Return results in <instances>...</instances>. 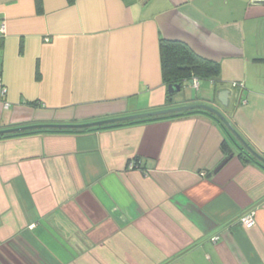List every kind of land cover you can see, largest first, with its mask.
<instances>
[{
  "label": "crops",
  "instance_id": "obj_1",
  "mask_svg": "<svg viewBox=\"0 0 264 264\" xmlns=\"http://www.w3.org/2000/svg\"><path fill=\"white\" fill-rule=\"evenodd\" d=\"M3 25L0 129L208 103L264 152V0H0ZM161 38L220 75L169 99ZM240 153L202 113L0 138V264H264V164Z\"/></svg>",
  "mask_w": 264,
  "mask_h": 264
},
{
  "label": "water",
  "instance_id": "obj_2",
  "mask_svg": "<svg viewBox=\"0 0 264 264\" xmlns=\"http://www.w3.org/2000/svg\"><path fill=\"white\" fill-rule=\"evenodd\" d=\"M194 81L195 79L190 80V82H194ZM167 87H168V93L173 96L178 92L182 91L184 86L182 82H177V83H170ZM229 97H230V90L224 89L219 92L218 99L223 107L229 106L230 104ZM194 110H198V112L206 115H209L210 113L215 114L216 118L211 115L209 116L215 118L218 121H221L225 125V127H227L231 141L239 148V150L242 151L243 147H245L249 152H251V154L256 156L260 161L264 163V152L256 150L246 141V139L236 129V127L232 124V122L229 120V118L226 116V114L223 112V110L220 107L208 103H194V104H188L182 106H174L169 108L152 110L148 112H142L138 114H129L124 116L104 118L95 121L81 122V123L42 122V123L26 124V125L0 129V135L14 134L19 132L33 131V130H42V129L84 130L88 128H95L101 126L122 125L126 122H130V123L145 122L146 120L155 119L161 116H168V115L180 116L183 115L186 111H188L190 114H193L196 113V111ZM227 161L228 159L224 160V162H222V164H220V166L216 168V171L221 169L226 164Z\"/></svg>",
  "mask_w": 264,
  "mask_h": 264
},
{
  "label": "trees",
  "instance_id": "obj_3",
  "mask_svg": "<svg viewBox=\"0 0 264 264\" xmlns=\"http://www.w3.org/2000/svg\"><path fill=\"white\" fill-rule=\"evenodd\" d=\"M160 55H161V68H162L163 81L167 86L170 83H177V82H182L184 86L185 83L187 81H190L191 79L215 80L216 77L219 76L221 72V65L218 61L203 57L202 55L198 54L189 44L181 40L161 38L160 39ZM171 97L172 95L168 94V98L170 99ZM170 105H171V102L167 103L164 106V108H169ZM194 111H196V113H200L198 112V110H194ZM187 114H190V113L186 111L183 115H187ZM209 115L216 118V115L213 113H210ZM173 117H178V116L176 115L161 116L155 119L146 120L145 122L173 118ZM219 122L223 125L224 128L227 129V127H225V125L221 121ZM129 124H133V123L126 122L122 125H129ZM113 126H119V125L101 126V127H95V128H88L84 130L42 129V130H33V131H27V132H19V133H14V134H3V135H0V138L27 135L31 133L44 132V131L85 132V131L99 130V129L113 127ZM222 147L224 149H229V145L226 140L222 144ZM240 152H241L240 156L244 157V154H245L250 159L256 162H259L261 164H264L256 156L251 154V152H249L245 147H243L242 151Z\"/></svg>",
  "mask_w": 264,
  "mask_h": 264
},
{
  "label": "built area",
  "instance_id": "obj_4",
  "mask_svg": "<svg viewBox=\"0 0 264 264\" xmlns=\"http://www.w3.org/2000/svg\"><path fill=\"white\" fill-rule=\"evenodd\" d=\"M0 31H5V26L3 25L0 29ZM198 83V81H196ZM198 85V84H197ZM235 87H244L241 82L236 81L234 82ZM8 93L7 86L2 82L0 78V97L4 98ZM240 223L244 225L246 228H253L257 223V210L251 209L244 214H242L239 218ZM215 241L218 240V236H215L213 238Z\"/></svg>",
  "mask_w": 264,
  "mask_h": 264
},
{
  "label": "rangeland",
  "instance_id": "obj_5",
  "mask_svg": "<svg viewBox=\"0 0 264 264\" xmlns=\"http://www.w3.org/2000/svg\"><path fill=\"white\" fill-rule=\"evenodd\" d=\"M198 82L200 83L201 88H203L202 90H205L204 85H205L206 83L209 84V81H206V80H203V79L198 80ZM200 90H201L200 88L197 89L193 84H191L190 82H187V83L184 85L182 91L178 92V94H181V93H182V94H185V93L188 92V91H189V92L194 91V93H199Z\"/></svg>",
  "mask_w": 264,
  "mask_h": 264
}]
</instances>
